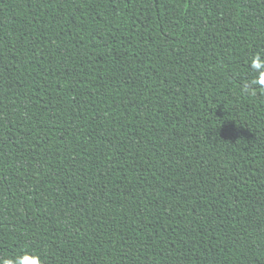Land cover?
Here are the masks:
<instances>
[{
    "label": "trees",
    "instance_id": "trees-1",
    "mask_svg": "<svg viewBox=\"0 0 264 264\" xmlns=\"http://www.w3.org/2000/svg\"><path fill=\"white\" fill-rule=\"evenodd\" d=\"M264 264V0H0V264Z\"/></svg>",
    "mask_w": 264,
    "mask_h": 264
},
{
    "label": "clouds",
    "instance_id": "clouds-1",
    "mask_svg": "<svg viewBox=\"0 0 264 264\" xmlns=\"http://www.w3.org/2000/svg\"><path fill=\"white\" fill-rule=\"evenodd\" d=\"M5 264H11V262L10 261H5Z\"/></svg>",
    "mask_w": 264,
    "mask_h": 264
}]
</instances>
